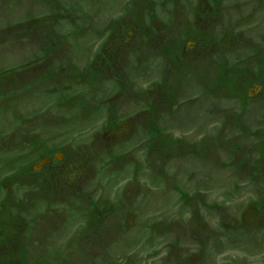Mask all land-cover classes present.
<instances>
[{"label":"rangeland","instance_id":"1","mask_svg":"<svg viewBox=\"0 0 264 264\" xmlns=\"http://www.w3.org/2000/svg\"><path fill=\"white\" fill-rule=\"evenodd\" d=\"M122 23L129 36L121 42L116 31ZM253 46L264 51V0H0V240L14 258L0 261L89 264L92 255L78 250L80 243L74 250L43 243L86 238V186L71 195L69 188L57 192L40 184L37 171L17 169L13 181L8 176L12 163L32 165L57 147L87 164L91 182L122 176L130 182L127 195H148L141 216L128 214L134 201L125 215L140 229V244L132 246L134 234H125L124 257L111 251V264H264V232L258 231L264 211L261 221H250L236 208L262 207L263 186L231 165V66L236 50L252 53ZM205 82H221L222 89L207 91ZM158 95L170 97V112L153 105ZM162 113L164 126L188 145L198 146L194 141L205 132L209 137L206 152L188 149L172 159L189 163L181 166L184 177L194 173L204 186H183L195 195L187 205L174 190L183 188L174 186L168 191L174 204L161 202L156 214L150 183L161 188L159 196L167 188L145 174L158 160L144 142L151 137L149 121ZM131 114H137L132 135L96 146L111 119ZM219 128L221 137L214 138ZM240 177L251 184H238ZM97 183L101 193L103 187L113 192L106 181Z\"/></svg>","mask_w":264,"mask_h":264},{"label":"flooded vegetation","instance_id":"2","mask_svg":"<svg viewBox=\"0 0 264 264\" xmlns=\"http://www.w3.org/2000/svg\"><path fill=\"white\" fill-rule=\"evenodd\" d=\"M127 25L122 23L121 27L116 32L117 39L122 37L121 42L123 41V37L127 39L129 36L124 33ZM238 37L239 36L237 35V40H233L236 49H238ZM116 50L118 49L116 48L115 51ZM243 50L245 51L246 49ZM251 50L252 53L248 50L245 54H241L239 50H236V54H234L233 58V65L231 66V71H233L232 73L234 74V83L232 85V97L234 99L232 101V124L233 128L236 127V129L233 130L234 133L232 134L231 144L232 155L236 157V159L234 158L235 160L231 165L235 167L234 171L240 172L241 169H244L248 178L249 176L253 178L249 181H260L259 183L256 182L255 185L263 186L261 193L264 194V51L255 48V46H253ZM206 73L207 71H203L202 77H205ZM212 86H214V89H216L217 92L222 89L221 82H215L214 84L205 82L204 89L208 91ZM153 103L151 104L154 106L156 104L157 110L159 106H162V112H164V110L170 112L169 107L171 106L170 104H172L170 97L158 95ZM124 116L119 119H111V123H108L106 127L105 132L109 131V133H105L103 138L111 137L114 139V142L105 145L106 140H102L103 138L101 140L99 139L98 144L96 145L98 148L102 149L108 147L114 143L120 142L129 135H132L134 131L133 124H135L134 117L137 116V114ZM166 116H168V114ZM170 117L173 119V115ZM163 119L164 113L158 114L156 120L152 119L149 121L148 126H150L151 137H149L148 142H144L146 148H150L149 150H151L150 153L153 156V159L158 160L152 165H146L150 172L145 174L150 173L152 179H156V181L162 183L165 182L167 188L165 190L167 195L159 196L161 192L158 193V191H161V188L158 187L157 183H150V198H152L151 201L154 203L153 211L156 214L162 207V205L160 206L161 202L166 201L168 207L174 204L173 201H168L173 199L168 191L173 189L174 186H180L183 188L184 191L177 187L174 190L177 191L179 197L182 198L181 200H183L186 205L195 195H193L192 190H187L183 186L190 187L193 184L195 187L196 183L198 187L204 186L202 185L204 179H198L194 173H188L187 177L190 178L184 177L185 169L181 168V166H188L189 163L182 162V164H177L178 161H172V159H174L175 155L180 154L183 156L185 153L187 154L188 149L190 153L193 152L198 156L201 152H206L208 148L207 138L209 137L205 132L197 141H194L195 143H198V146L188 145L190 144V141L175 136L172 132L174 131L172 128L167 129L164 126ZM126 122L128 123L127 125L125 124ZM214 133V138L221 137V128ZM124 141L127 140L125 139ZM56 150L57 147H51V150L48 153H44L39 161L32 165L30 162H22L15 167L17 163H12L13 170L8 175L10 176L11 181H13L19 175L17 169L31 170V172L37 171L39 174H42L40 184L43 181L44 185H51L53 190H56L57 192L61 191L62 187L69 188L71 189V195L74 191H77L79 188L82 190V188L84 189L86 186V190L89 192L86 194V198L89 201V206H87L88 212L86 215V217L89 218L87 219L88 226L84 229L85 231H88L86 232V238L82 239V241H76L74 237H72L71 239H65L63 243L58 242L59 245L57 244V241H43L44 245L47 243L46 246L51 245L53 249L63 250H74L78 247H82L78 250L88 249V254L92 255L89 264H98V260L102 264L105 262L106 264H111L112 259L107 258V256L111 254V251L116 254L119 252V257H124L121 251L123 252V250L127 249L125 234H134V237L130 238L132 246L134 244H137L138 246L141 242L140 229L139 231L135 230L136 228H134L133 223H129L125 217L128 209L127 203L130 204L132 201L135 202L130 205L128 214L134 217V215L140 213L141 216V213L144 211L142 207L144 204L142 201L144 198L147 199L146 197H148V195L139 194V196L138 193L127 195L125 188L126 186H129L128 184H130V182L129 180L126 181L125 179H122V176L118 179V182H114L116 179L114 176H109V178L105 179H103V177L96 178L94 182H91L93 176L88 177V174L85 172V165L87 164L84 161H80L79 163L76 159H67L66 152L62 153L63 156L61 158H58L57 154L61 152ZM163 150L165 151V156L162 153ZM107 152H111V150ZM18 158L21 159V156H18ZM45 158H50L51 160L41 165L42 160ZM215 169H218V167H215ZM103 171H109L108 166L104 167ZM259 171H261V173H259ZM141 175L144 174L141 173ZM244 175L245 174H241V176ZM191 179H193V181L188 183V180ZM100 180L106 181L108 186H110L109 189L113 188V192L110 193V195L105 192L106 187L102 188V193L100 192L99 187L101 185L97 183ZM249 181L247 178L243 177L236 180L238 184H249ZM203 189L205 190L204 187ZM199 191H201V189H199ZM76 195L80 194L77 193ZM54 197L58 198L57 196ZM56 201H58V199ZM138 203L140 205H138ZM248 207L247 209L242 206L236 208L244 212L243 216L246 219L251 215L249 219L250 221L252 219L253 221H261L262 219L259 220V217H261L260 213L264 211V205L262 207H254L251 211H248ZM132 212L136 213L133 214ZM186 212L189 213L190 209ZM80 218L81 216H78L76 220ZM263 230V228L258 227V231L264 232ZM113 233L115 234V237L109 236ZM72 234H74L72 231L71 233H67L66 238H69ZM41 235L42 237H46L48 233L47 231H42ZM77 243L80 244L77 245ZM4 244L5 243L0 240L1 249H5ZM76 245L78 247H76ZM98 253H101L102 256ZM95 255L97 256L94 257ZM65 257L66 256L64 255L62 261L66 260Z\"/></svg>","mask_w":264,"mask_h":264},{"label":"trees","instance_id":"3","mask_svg":"<svg viewBox=\"0 0 264 264\" xmlns=\"http://www.w3.org/2000/svg\"><path fill=\"white\" fill-rule=\"evenodd\" d=\"M0 259L5 260L6 262L14 260V258H10L8 255H6L5 251H3L1 248H0ZM9 259H11V260H9ZM5 261H0V264H7Z\"/></svg>","mask_w":264,"mask_h":264},{"label":"water","instance_id":"4","mask_svg":"<svg viewBox=\"0 0 264 264\" xmlns=\"http://www.w3.org/2000/svg\"><path fill=\"white\" fill-rule=\"evenodd\" d=\"M60 155H62V153L57 154V157H58V158H61ZM50 160H51L50 158H45V159H43L42 162H41V165L44 164V163L49 162Z\"/></svg>","mask_w":264,"mask_h":264}]
</instances>
